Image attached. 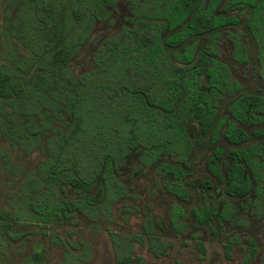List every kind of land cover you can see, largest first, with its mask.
<instances>
[{"label": "trees", "instance_id": "obj_1", "mask_svg": "<svg viewBox=\"0 0 264 264\" xmlns=\"http://www.w3.org/2000/svg\"><path fill=\"white\" fill-rule=\"evenodd\" d=\"M117 1L6 0L7 20L0 32V141L25 154L38 150L44 155L36 172L19 183L17 199L0 210V234L8 238L19 236L9 232L14 223L48 225L57 218H72L75 210L96 220L124 196L112 171L131 150L140 153L145 165L162 153H186L191 116L205 130L212 126L214 116L206 96L196 90L197 74L206 75L209 85L222 84L225 91L237 89L230 85L223 64L206 54L195 57L193 44L186 43L189 37L208 32L214 39L217 29L238 25L236 16L214 13L223 0H124L133 16L128 19L132 30L124 29L120 38L105 41L94 56L96 69L74 78L68 63L86 42L93 24L106 20L108 8ZM222 8L225 13L229 9L245 11V28L263 53L264 0H225ZM164 32L168 35L163 39ZM232 36L233 58L242 63L245 52L239 38ZM17 44L27 54H18ZM182 44L180 52L167 53L166 48ZM198 102L205 103L204 110ZM229 111L237 122L253 124L260 120L258 113L264 115V97L242 95ZM225 138L242 143L247 136L227 122ZM0 152V165L8 172L9 157L1 147ZM233 154L226 192L240 197L249 191L245 168L255 182V193L260 194L262 165L255 156L264 155V147L250 146ZM162 168L175 172L168 165ZM211 172L218 175L215 168ZM96 179H100L101 202L92 204L88 194ZM66 188L80 194V199L58 200V191ZM167 189L184 194L178 186ZM225 210L217 214L213 206L203 205L194 218L197 224L208 225L214 217L226 219ZM257 213L261 214V208ZM178 214L181 212L173 207V218ZM145 233L148 250L162 255L167 245L154 237L150 226ZM112 241L117 260L129 256L120 243ZM196 247L205 253L201 242ZM253 254L251 249L244 264ZM38 258L36 253L25 262L33 264Z\"/></svg>", "mask_w": 264, "mask_h": 264}, {"label": "rangeland", "instance_id": "obj_2", "mask_svg": "<svg viewBox=\"0 0 264 264\" xmlns=\"http://www.w3.org/2000/svg\"><path fill=\"white\" fill-rule=\"evenodd\" d=\"M5 0H0V32L3 28ZM109 19L106 22H98L93 26L88 41L68 63V67L74 78L94 69V55L99 46L107 38H120L125 19L131 17L129 6L125 1H119L110 10ZM132 25L126 28L132 30ZM138 31V30H136ZM226 31L222 30V36L218 42L217 50L219 59L225 63L231 72V79L237 81L241 92H257L264 94V59L258 61L257 45L242 28L231 29L242 35V43L246 47L247 62L239 64L231 58V44L226 38ZM166 34V33H165ZM163 34L162 38L166 35ZM140 39L142 35L138 31L136 35ZM136 39V40H137ZM129 42L128 39H125ZM132 42H130L131 44ZM207 43L206 39L199 40L197 49H201ZM18 54H27L20 45H16ZM180 50V49H179ZM168 54L172 51L166 48ZM205 78H201V82ZM235 95L223 96L216 102L219 114L224 115L227 105L234 99ZM66 119V118H65ZM68 119H66L67 121ZM223 144L222 141L219 145ZM0 147L6 150L9 157V171L3 170L0 165V210L8 208V202L17 199L19 194V183L30 172H36L38 164L44 159L42 152L35 150L30 154L21 152L15 146L0 141ZM208 150L195 148L190 156L189 180L192 182L189 188L188 200L181 204L186 216L179 220L183 229L177 232L170 226L168 206L175 202L172 197L165 193L163 179L156 171L157 163L149 167L140 168L138 153L133 152L122 162V166L116 175L128 191L130 198L121 199L110 206L108 212L98 216L93 222L85 218L79 212H74L72 218L62 220L55 219L50 225L37 226L30 223H14L9 232L19 235L18 238H8L0 234V264H25L32 253L40 256L36 264H121L116 263L115 253L111 239H115L120 246L127 249L131 245V264H240L247 247V239L253 237L258 243L256 257L249 264H260L264 257V213L257 218L247 210L243 201H234L237 208L235 220L222 225H213L208 228H199L192 221V210L198 207L202 201L198 198L197 187L200 180L205 179L202 162ZM1 153V152H0ZM225 164L221 170L224 173L229 167V158L224 157ZM169 156H163L159 162H173ZM99 184L88 194L94 203H99ZM60 201H77L79 195L71 189L66 188L59 192L56 197ZM146 215H151L153 220L159 222L163 227L159 232L161 239L170 243V247L161 258H154L146 249V245L137 243L141 234V223ZM216 234L213 235L211 230ZM234 232L237 237L236 244L231 246V260L224 257V245ZM193 234H197L206 248L203 261H199V252L194 245ZM62 243L71 244L73 254L79 252L81 245L86 247V258L84 262L64 260V247Z\"/></svg>", "mask_w": 264, "mask_h": 264}, {"label": "flooded vegetation", "instance_id": "obj_3", "mask_svg": "<svg viewBox=\"0 0 264 264\" xmlns=\"http://www.w3.org/2000/svg\"><path fill=\"white\" fill-rule=\"evenodd\" d=\"M119 1H124V0H118L112 7H114ZM224 2H225V0H223L220 3V5L218 6V8L215 10L214 13L215 14H225V15L226 14H232V15L236 16V18L238 19V25L237 26H229L228 25V26H224V27H221V28L217 29V33L218 34H217V36L214 39L211 38V33L212 32H208V33L201 34V35L191 36V37H189L187 39L186 43L193 44L195 57H198L199 55H202V54H206L207 57H210V58L218 61L219 63L223 64L226 67V69L228 70V78H229L230 85H232V88L234 87V85H236L237 89H235V90H231L230 89L228 91H225L224 89H222L223 88L222 84L220 86H218V85L216 86L215 84L214 85H209L208 84V77L206 75L197 74V78L199 79V81H198V86H197L196 90H197V92L199 94H201L203 96H206V98L208 99V103H209L210 108L212 109V111H214V116H213V119H212V126L210 128H208V129H206V130L202 129L200 127L198 118L194 117V116H191V118H190V120H189V122L187 124V127H186V133H187V136L189 137V140H190V149L186 153H184V152L181 153V156H179V154H171L170 155V154H163L162 153V154H160V156L154 162H151L148 165H145L144 163H142L140 161V156H141L140 153L137 152V151L131 150L129 155H127L120 162L118 167L115 170L112 171L113 177L115 178V180L119 184H121V186L123 187V191H124V196H122L121 198H119V199H117L115 201V202H118L121 199H126V198H130L131 197L128 194V191L126 190L124 185L122 183H120V181L117 180V178H116V175L118 174V172H119V170H120V168L122 166L121 165L122 162L125 159H127L133 152H136V153H138V162H139L140 168H144V167L146 168V167L151 166L152 164L157 163L155 169H156V171L160 174V176L163 179L162 187H163L165 193L168 194L170 197H172L173 200H175V202H172V204L168 206V215H169L170 226L173 229H175L177 232H179L181 229L184 228L183 225H180V223H179V220L186 216L185 210H184V208H183V206L181 204L185 203L188 200V198H189L190 191H189L188 187H191V185H192V182L189 180V178L191 176V173H190V162H191L190 161V156H191V153L194 151L195 148H205L206 147L208 152L206 153L205 158L203 159V162H202L203 171L205 172L206 177H205V179H202V180L199 181L198 187L196 188L197 192H198V198L202 201V203L198 207H196L195 209L192 210V221H193L194 225H196L199 228H208V227H212L213 225H216V224L223 226L224 224H226L228 222H232L233 220H235L236 215H237V208L235 207L233 202L237 201V200H241V201L244 200V202H245V204L247 206V210L249 212H251L254 217L259 218L264 213V155H261V156H257L256 155L255 156V158L262 165V168H261V184H262V188H261V193L260 194H256L255 193V187H256L255 182L252 180L250 173L245 168L243 170V173H244V176H246L248 178L249 182H250L249 191L245 195L240 196V197H235V196H233L231 194H228L226 192V189H227V184H226L227 175L231 172L232 165L235 162L234 161L233 152H236V151H239V150H247L250 146H255V145H262V147H264V115L258 113L257 117H259L260 120L256 121L253 124H250V125H244V124H241V123L237 122L235 119L232 118L231 113L229 111V107L239 97H241L242 95L250 94V95H253V96L264 97V94L263 93H257V92H241V90H242L241 85L237 81H233L231 79L230 69L225 63H223L219 59L218 50H217L218 42H219V40H220V38L222 36V30H224V29L228 30V31H226V38L229 41V43L231 44V48H232L231 49V58H232L233 61H235V62H237L239 64H245L247 62V51H246V47L242 43V35L240 33L236 32V31H231V29L242 28L243 30H245V32L248 34V36L253 39V41L257 45L256 58H257V60L259 62L264 59V52L262 51L263 53H261L260 46H259L258 42L255 40V38L245 28V20H244V18L246 16L245 11L229 9L228 13H225L223 11V8H222V6L224 5ZM126 3L128 4V2H126ZM5 5H6L5 10H6V9H8L6 0H5ZM128 6H129V4H128ZM112 7L108 8V14H110L109 10ZM5 10H4V12H5ZM129 10H130V7H129ZM13 12L14 11H12L11 14H13ZM130 14H131V10H130ZM132 17L133 16L131 14V17H128V18L125 19V26L126 27L129 25L128 19H131ZM4 18H5V16H4ZM108 19H109V15H108L106 20L99 21V22H105V21L107 22ZM6 20L7 19L5 18L4 23L6 22ZM4 23H3V25H4ZM96 23H98V22H95L93 24V26ZM93 26L91 28V31H90V33L88 35V38H87L86 42L88 41L89 36L92 33ZM126 27L122 28V32L124 31V29H127ZM2 30H3V28H2ZM163 34H165L166 36L168 35L167 32H164ZM231 34L232 35H236L239 38L240 46L245 52V58L246 59L242 63L237 61V60H235L233 58L234 44H233V36ZM162 35H161V38H162ZM113 38L114 37L107 38L105 41H108V40L113 39ZM202 38L206 39L207 43L205 45H203L201 49H197L196 46H198L199 40H201ZM86 42L83 45H85ZM103 43L101 45H103ZM83 45H81L80 48ZM183 45L184 44H182L180 46H177V47L171 48L172 52H175V51L176 52L177 51L180 52L182 50V48H183ZM99 47H98V49H99ZM80 48H79V50H80ZM98 49H97V51H98ZM210 49H212V50H210ZM78 51L75 53V55L78 53ZM182 67H183V69H191L192 68V67H184V66H182ZM95 69H96V67H94L93 70H95ZM196 69H198V68H196ZM69 70H70V68H69ZM201 78H205V81L203 82V84L201 82ZM227 95H229V96L235 95V97L227 105L226 111H225L226 113L224 115H221L218 112V109H217V106H216V102L219 99H221L223 96H227ZM198 103H199L201 109L204 110L205 106H206L205 103L204 102H198ZM221 121H222V124H219ZM227 122H231L233 125H235L236 127L242 129L245 132L247 138H246V140L244 142H242V143H233V142H229L225 138V127H226V123ZM221 141H222L223 144L219 145V142H221ZM163 156L172 157L174 159V161L173 162H159L160 159ZM225 156H227L229 158V167L223 173L222 170H221V167H222V165L225 164V160H224ZM238 163L242 164L241 162H238ZM163 165H168V166L173 167L175 172H166L162 168ZM213 168H215L217 170L218 175H215L214 173L211 172V170ZM97 184H99L98 197H99L100 202H101V198H100L101 197L100 179H96L95 186ZM174 186H178L181 190H183L184 194H178L177 195V194L171 192L169 189H167V188H171L172 189ZM77 195H79V199H80V197H81L80 194H77ZM88 197H90V196H88ZM91 198L92 197H90V199ZM91 201H92V204H93L94 202H93L92 199H91ZM114 203H111L109 205V208ZM94 204H97V203H94ZM203 205H207L208 207L213 206L216 209V213L217 214H219L224 208H226V210H225V211H227L226 219L218 221L214 217L213 220L208 225H199V224H197L196 221H195V218H194V212L197 211ZM173 207L177 208L181 212V214L176 215L174 218H173V215H172ZM260 208H261V214L258 215L257 212H258V209H260ZM74 212H79V211L75 210ZM106 212H108V211H106ZM106 212H104V213H106ZM79 213L81 215H83L81 212H79ZM99 215H101V214H99ZM97 219H98V217H97ZM96 220H90V221L95 222ZM34 225H36V224H34ZM48 225H50V224H48ZM37 226H39V225H37ZM40 226H45V225H40ZM149 226L153 230L154 237L159 239L162 243L167 245V248L164 251V253H166V250L170 247V243L165 242V241H163L161 239L158 231H160L163 226L159 222L154 221L151 215H146L145 216V220H143V222L141 223V234H139L137 243L140 244V245H144L145 244L147 251L154 258L159 259V258L162 257V255H164V253L162 255L155 256L147 248L148 247V241H147V234L145 233V231H146V229H148ZM10 228H9V230H10ZM211 233L213 235H215L216 231L214 229H212ZM230 234H231V236L227 239V241H226V243L224 245V257H225L226 260H229V261L231 260V255H230L231 246L236 244V241H237V237H236L237 234H235L234 232H231ZM16 235H14V236H16ZM15 238H18V236L15 237ZM192 238L194 239L195 247H196V242H201L203 244V246H204V249H205V253L204 254H201L198 251L197 247H196L197 251L199 252L198 259H199V261L202 262L204 260L203 256L206 255L205 245H204V243L202 241L199 240L197 234H193ZM111 242H112V246H113V250H114V244H113L112 239H111ZM62 246L64 247V253H65L64 254V260L65 261L66 260L78 261V262H84L85 261V258H86V247L84 245H81L82 248L76 254L72 253V251H71V246L72 245L70 243L67 244V245L65 243H62ZM128 246L129 245H127V249H126L125 253L128 254L129 256L126 257L123 260H117V256L115 254V260H116L115 262L116 263L131 264L130 251L132 250V247L130 245L131 250L128 251ZM258 246L259 245H258L256 239L253 238V237H249L247 239V247H248V249L245 251L240 264H244V259L249 255L250 250L253 249L254 250V254L248 260V262L246 263V264H249L252 261V259L254 257H256V252H257V247ZM66 250H68L69 252H67ZM226 251H227L228 256H226ZM114 253H115V250H114ZM34 254H36V252L32 253L31 256L34 255ZM77 255L78 256H82L83 258L78 259L76 257ZM38 256H40V255L38 254ZM67 256H68V258L66 259ZM39 258H38L37 262L39 261ZM263 259H264V257L261 258L260 264L262 263ZM138 261H139L140 264H143L142 259H138ZM37 262H34L33 264H36ZM201 264H203V263H201Z\"/></svg>", "mask_w": 264, "mask_h": 264}]
</instances>
